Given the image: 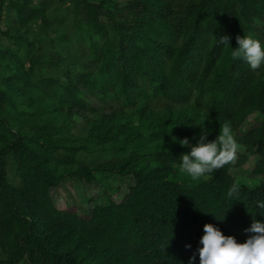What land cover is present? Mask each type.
I'll return each instance as SVG.
<instances>
[{"label":"trees","instance_id":"1","mask_svg":"<svg viewBox=\"0 0 264 264\" xmlns=\"http://www.w3.org/2000/svg\"><path fill=\"white\" fill-rule=\"evenodd\" d=\"M238 35L264 45V0H0V264H199L205 224L246 242L264 223V66L232 59ZM225 123L236 163L182 173L179 141ZM112 176L133 184L85 217L51 200Z\"/></svg>","mask_w":264,"mask_h":264},{"label":"clouds","instance_id":"2","mask_svg":"<svg viewBox=\"0 0 264 264\" xmlns=\"http://www.w3.org/2000/svg\"><path fill=\"white\" fill-rule=\"evenodd\" d=\"M229 41L230 37L224 35L219 37L218 43L229 45ZM236 43L237 47L231 51L233 60H244L253 71L264 66V45L259 40L238 35ZM207 134V130L202 129L195 146L189 145L187 138L179 141L182 147H191L189 153L180 157V171L193 180L204 178L226 165L235 164L238 159L240 145L228 123L220 127L216 140L206 142ZM240 192L241 185L233 183L227 196L239 201ZM257 206L264 209V201H258ZM245 231L253 235L248 236L246 242L238 243L234 236H225L213 224H205L204 235L200 240L202 247L198 249L199 264H264V223L254 220L251 227ZM194 259L195 256L192 257V260Z\"/></svg>","mask_w":264,"mask_h":264},{"label":"rangeland","instance_id":"3","mask_svg":"<svg viewBox=\"0 0 264 264\" xmlns=\"http://www.w3.org/2000/svg\"><path fill=\"white\" fill-rule=\"evenodd\" d=\"M1 43L4 46L10 47L9 42L5 39H1ZM255 124V116L250 115L246 119L242 129H247ZM240 152L241 149L238 153ZM253 161V158H249L241 168L236 170L231 169V175L236 177L247 176ZM6 170L8 182L17 184V178L13 175L12 168L7 165ZM132 184L133 181L130 177L119 178L115 176L100 180L99 183H92L91 185H86L82 181L66 180L58 187L50 190V197L57 209L73 211L77 215L85 217L89 209L95 204L106 203L107 199L118 203ZM245 185L248 186L249 183L246 182Z\"/></svg>","mask_w":264,"mask_h":264}]
</instances>
